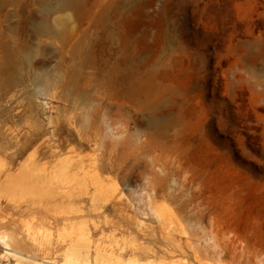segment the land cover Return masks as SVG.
I'll list each match as a JSON object with an SVG mask.
<instances>
[{
	"label": "rangeland",
	"instance_id": "rangeland-1",
	"mask_svg": "<svg viewBox=\"0 0 264 264\" xmlns=\"http://www.w3.org/2000/svg\"><path fill=\"white\" fill-rule=\"evenodd\" d=\"M82 258L264 264V0H0V264Z\"/></svg>",
	"mask_w": 264,
	"mask_h": 264
},
{
	"label": "bare ground",
	"instance_id": "bare-ground-1",
	"mask_svg": "<svg viewBox=\"0 0 264 264\" xmlns=\"http://www.w3.org/2000/svg\"><path fill=\"white\" fill-rule=\"evenodd\" d=\"M36 2H38V3H40V4H42L43 5V7H44V10L45 11H49V12H51V11H55V10H59V9H67V8H76L77 7V5H78V0H35ZM12 2V1H11ZM44 18H43V16H42V20H43ZM41 20V19H40ZM39 20V21H40ZM41 20V22H35L34 24H33V29L35 30V32H40V30L41 31H44L45 33H47V34H50V33H53L54 35L56 34V35H62V33L59 31H56V30H54L53 28H52V26H50L47 22H46V20H44V21H42ZM46 22V23H45ZM51 22V21H50ZM171 25V24H170ZM37 30H39V31H37ZM40 33H42V32H40ZM52 34V35H53ZM48 36V35H47ZM66 36V35H65ZM60 38H62L61 36H60ZM80 47L82 48V46H81V44H79V45H77L76 46V53H77V55H80L81 53V51H80ZM16 54V53H15ZM74 54H75V52H74ZM157 122V121H156ZM23 176H18L17 178H10L9 179V181H8V185H15V186H17L18 185V183H19V181H20V183H22L23 182V178H22ZM8 248V247H7ZM10 249V248H9ZM7 253H11V254H14V252H10V251H7ZM88 260H87V258H82V261H79V260H73V259H67V260H65L64 261V263L65 264H84L85 262H87ZM159 261V260H158ZM52 262V261H51ZM54 262V261H53ZM48 263H50V261H48V260H42V261H38L37 262V264H48ZM179 263H181V262H178L177 260H175V259H171V260H161V261H159V262H156V264H179ZM127 264H152L151 262L149 263V262H145V261H140V260H138V259H136V258H134V259H130L128 262H127Z\"/></svg>",
	"mask_w": 264,
	"mask_h": 264
}]
</instances>
